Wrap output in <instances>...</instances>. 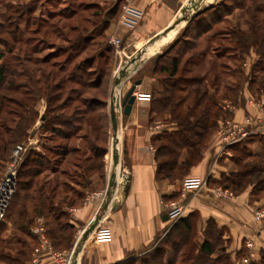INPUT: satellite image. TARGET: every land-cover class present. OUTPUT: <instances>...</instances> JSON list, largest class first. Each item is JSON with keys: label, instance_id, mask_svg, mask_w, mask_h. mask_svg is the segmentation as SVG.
Segmentation results:
<instances>
[{"label": "trees", "instance_id": "16d2710c", "mask_svg": "<svg viewBox=\"0 0 264 264\" xmlns=\"http://www.w3.org/2000/svg\"><path fill=\"white\" fill-rule=\"evenodd\" d=\"M251 1L257 4H253V7L247 10L252 13V20L247 22L248 28L236 27L230 33L232 47L237 54L228 53L225 50L215 55L217 57L231 56L235 60L242 61L254 49L259 54V58L254 63L251 77L248 80L252 85V90L262 97L264 96V23L258 19L256 13H264V1ZM228 5L227 0H224L190 20L174 42L159 59L154 61V73L163 74V76L160 79L161 89L153 91L156 95H151L150 120L153 121L162 116L166 122L173 123L172 128L161 130L152 137L156 148V177L159 182L175 183L182 180L190 169L202 160L210 138L219 125V117L228 114V111L225 112L220 105L218 106L216 94H210L211 90L208 85L193 86L190 90L189 86L194 85V82H201V79L196 76H185L187 68L185 66L180 72L182 57L185 54L191 52L186 60L188 64L194 60L199 61L211 53L208 46L197 51L199 41L200 39L211 41L216 36V34L212 37L208 36V33L213 27V21L217 23L224 19V16L220 14L222 10H226L228 14L231 12L233 4ZM241 5L236 4L234 8H241L243 6ZM35 11L34 2L28 3L25 9L18 7L17 16L20 19L24 18V28L17 25L12 29L5 27L4 22L0 23V44H4L7 48L0 50V60L6 57V52L13 51L9 39L3 36V33L14 34L15 41L17 39L20 44L19 52L14 56L16 61L14 65L11 66L6 60L0 62V160L7 159L14 147L18 144L25 145V141L39 130L40 137L44 139L49 138L51 134L53 137L59 135L66 140L76 136L86 125L88 132L82 134L81 137L87 141L93 155L91 156L99 159L100 162L96 164L97 162L93 159L95 163L76 164L78 168L84 167L81 176L86 178L76 183L82 186L92 184V180L87 178L92 169H99L100 180L103 181L104 156L108 150L109 133L106 112L108 95L107 90L104 92L101 89L107 75V68L101 64L102 62L109 64L110 58L107 53L112 44L104 40L97 44L93 41L97 36L105 39L106 32L111 26V19L105 18L101 21L97 34L86 32L71 42L70 48L75 52L90 49L91 45L99 47L93 55H87L74 65L68 74L62 75L61 70L55 71L47 66L48 57L34 56L33 43L37 38L31 29L38 19L34 14ZM118 11H120L119 4L116 2L112 8V14ZM214 14H219V16L212 19ZM13 22H11L12 26H14ZM39 28L34 29L35 33L39 31ZM17 34H19L18 37ZM180 45H186L185 49L177 51ZM31 52L34 53L31 54ZM97 60L95 77L88 78L91 72L85 70L84 67L85 65L94 67ZM70 61L71 59H67L66 64ZM237 71L241 73L242 67L238 66ZM218 79L219 76H216L213 87L217 86ZM90 89L98 91L97 94L89 95ZM225 89L223 99L238 103L243 89L242 82L228 84ZM187 91L189 92L185 93ZM7 92L13 96H9ZM190 95H193V100L184 109V104ZM43 97L47 100V107L42 123L39 129H36L35 124L39 117L37 104ZM254 141L262 144L260 152H255L250 145ZM42 147L54 154L58 158L57 162H63L73 152V149L66 144L50 148L46 147L44 142ZM233 150V161L237 168L228 174L224 173L218 183L234 193H240L249 186H253V193H260L264 190V134L249 135L241 140ZM89 159L91 160V157L87 161ZM51 161L53 160L47 152L34 147L28 150L18 172L17 191L11 204L13 202L17 204V199L21 198L19 188L25 190L24 197L29 198V191L35 185L37 177L50 168ZM57 162L51 167L53 171H58ZM39 193L40 206L43 209L41 211L47 216L54 215V220L46 222L49 237L56 246L57 242H64V248H69L74 239L73 232L68 233L69 229L72 231L74 228L69 221L70 213L66 211V207L57 208L50 197L44 195L42 188ZM77 194L78 198L81 197L82 190H77ZM163 198L167 199L168 196L163 195ZM199 219L198 213L195 212L178 219L165 230L161 238L153 242L147 253L138 257L133 256L121 264H166V256H168L167 264H239L232 259L228 251L230 239L223 237L227 228L219 226L213 218H209L203 231V239H200ZM28 230L31 232L30 228ZM216 242L220 245L218 254H216L218 250ZM245 247L244 244L237 252V258L244 259L241 250ZM249 264H264V253L259 260H252Z\"/></svg>", "mask_w": 264, "mask_h": 264}, {"label": "rangeland", "instance_id": "374dc122", "mask_svg": "<svg viewBox=\"0 0 264 264\" xmlns=\"http://www.w3.org/2000/svg\"><path fill=\"white\" fill-rule=\"evenodd\" d=\"M222 1L224 0H213L210 3H214L213 6H215L217 3ZM260 1L263 2L264 0ZM31 2L35 3L36 11L34 14L38 18L36 24H34L31 29L34 31L32 32L37 38L33 43L35 53L31 52V54L34 53V56L37 58L48 57L49 62L46 63L47 66L53 68L55 71L61 70L62 75L68 74V71L71 70L74 65L83 60L87 55H93L99 47L98 45H91L90 49H87L83 52H75L70 48L71 42L79 35L85 34L86 32H94L97 34V31H99V28L101 27V21H103L105 18H110L111 26L106 32L105 39L97 36L95 41H93L96 44L99 41L101 43L103 40L104 42H109L110 36L116 28L123 4V0H0V23L4 22L5 27H10L12 29L17 25H20L21 28H24V18H18L17 9L18 7L25 9L28 3ZM116 2H118L119 4L120 11H118L116 14H112V8L114 7V4ZM206 2L209 3V1ZM227 3L230 6L231 4H233L231 12L228 14L226 10H222L220 14L224 16V19L217 23L213 21V27L208 33V36L210 35L212 37L214 36V34H216V36H214L211 41L200 39L199 47H197V51H200L208 46V48L211 50V53L199 61L194 60L186 64V60L189 58L191 52L187 53L182 57L180 66V72H182L184 66L187 67L185 76H196L197 78L201 79V82L198 81L200 84L198 82H194V85H190V90L191 88H193V86H200L201 84L204 86L208 85L210 88L209 90H211L210 94H216V101L218 106L220 105L225 112L228 111V114L219 117V125L210 138V142H212V139L214 140L213 144L215 146H219L221 144V141H219L220 143L218 141L215 142L221 130H223V128H227L230 125L229 123L236 122L234 120V111L237 108L242 107L243 105L245 107L247 104L251 105V107L247 108L248 114L245 116V118H252L254 123L256 122V120H260L259 112H264V96L261 97L260 94L255 93L252 90V85L248 80L251 77L252 67L258 60L259 54L256 53L254 49H252L242 61L235 60L231 56L217 57L215 55V53L225 50H227L228 53L237 54L232 47L230 33L236 27H241L242 29L248 28L247 22L252 20V13H249L247 10L249 7L252 8L253 4L257 3H254V1L251 0H227ZM236 4H242L243 6L241 5V8L235 9L234 5ZM186 7H188L187 4L183 8L185 12L182 11V16H186L189 12L186 11ZM256 14L258 19L264 23V13L257 12ZM217 16H219V14H214L212 19L217 18ZM11 22H13L14 26H12ZM182 22L178 23L175 28H177ZM187 23L188 22L186 21L184 22V27ZM184 27L183 25L180 28L178 27L179 29L174 37V32L172 31L173 29L167 30V33H169L170 31L173 32L170 35L171 37L166 38L164 36L166 35V32L162 33L163 35H160L157 38L158 40L155 44L153 42L150 43V40L146 42L148 43L146 44L142 43L141 41H135L132 39L125 43V38L127 37L125 36L122 48L117 49L113 45L110 47V51L109 53H107L110 58L109 64L106 63V65L105 62H102L101 65L107 68V75L105 76L104 84L102 85L101 89L104 92H106L107 90L106 93L108 95L106 112L108 116L109 133L108 150L104 156L105 167L103 181L100 180L99 169H92L89 175H87V178H90L92 180V184H89L87 182L88 185L82 186L80 184L77 185L76 183V181L82 182V180H86V178H82L81 176L84 167L78 168L76 164L80 162H83V164H87L88 162H97L96 164H99L100 162L99 159L92 157L93 155L89 150L87 141L85 140V138L81 137L82 134H86V132H88V127L86 125L83 126V129L76 136L70 139H62L59 135L53 137L51 134L49 135V138L44 139L40 137L39 130L33 138L30 137L27 141H25V145H27L28 150L34 147L37 150L47 152V154L52 158L53 161H51L52 163L50 168L37 177L35 185L29 191V198L26 199L24 197L26 191L22 189L20 190L19 188V191L21 192V198L17 199V204L14 202L13 204H11L6 219L2 221V223H0V264H38L37 260L40 259L41 254L49 253L54 258V252H65L66 254H69L71 251H74L77 248L79 249L81 254H84V249H87L90 245H92L93 240H98L96 234H98V232H100L102 229L109 228L107 223L105 222L104 224H102L101 222L103 221L100 219L96 227L88 235L80 237L81 233L85 231L89 223L94 219L92 218V220L88 224L85 223L83 225L81 224L79 226H74L72 231L71 229H69L68 233L71 234L73 232L74 235V239L69 248H64V242H57L56 246V244H54V242L48 235V227L46 224L47 220H54V215L52 214L51 216H47L43 213V211H41L43 209L40 206L39 190L42 188L44 195L49 196L51 201L57 208H60V206H62L63 208L71 206V204L75 203L76 201H78L79 203L83 202L84 205L101 206L106 201V195L108 193V181H110V178L108 177L109 172V175H115L114 181H116V185L114 188L115 192L112 193L111 197V204H116L122 201L129 189V174L124 167L123 161L120 160V162L118 161V163H115L113 161V150L118 149L119 152L122 153V149L120 150L121 146L119 143V135L115 134L110 118L109 103L111 94L112 92H114L117 96L116 109L120 119L124 115L122 100L125 94L133 85L134 81L142 77L144 72L149 71V73H152V75L155 77L154 88L152 91H157L158 87L160 86V79L163 74L159 75L154 73V61L159 53H163L174 42L175 38ZM36 28H39V31L35 33ZM2 35L9 39V44L11 48H13V51L6 52V57L0 60V62L6 60L7 63H10V65L12 66L16 62L14 56L19 52L18 46L20 44L18 43L17 39L15 41L14 34L11 35L8 33H3ZM18 36L19 34H17V37ZM144 45H148L146 58L143 60V56L138 61V63L131 65L129 76L125 78L120 85L116 86L115 82L119 78L120 70H122V68L133 56H136L142 52V47ZM185 46L186 45H180V47L176 50L181 51L183 50V48L185 49ZM6 49L7 48L4 44H0V50ZM69 56H71V58H69ZM67 59H71L70 63L68 64H66ZM97 62L98 60L96 61V63H94V67L85 65L84 69L89 70L88 72H91V75H89L88 78L95 77V66ZM238 66L242 67V74L237 71ZM216 76H219V79L217 81V86H214L217 89L215 91V88L212 86V84L213 82L215 83ZM205 77L206 79L204 80ZM238 81L242 82L243 84V89L238 98V103L223 99V94L226 92L225 86H227L228 84H235V82ZM73 85L75 86V84ZM89 92V95H93L97 94L98 91L90 89ZM188 92L189 91L185 93ZM4 93L6 94V92ZM7 93L9 94V96H13L11 95V93ZM147 94H149L150 97L151 95H156V93L154 92ZM192 100L193 95H190L183 108L186 109L187 106L191 104ZM149 101L151 102V98ZM12 107H15V105H12ZM46 107L47 100L43 97L37 104L39 117L35 124L36 129H39L42 123V117L45 113ZM151 123L154 128L159 126L158 129L155 130H164L168 128L170 129L173 127V123L171 121L166 122L162 116L155 118V120L151 121ZM261 126L264 125L257 124L254 127ZM250 128L251 126H249V129ZM256 133H264V130L260 129ZM44 142L46 143V147L50 148H55L57 145L66 144L70 149H73V152L70 153L67 158L63 160V162H57L56 160H58V158L54 154L46 151V148L42 147V143ZM252 144L253 150L255 152H260L262 150V144H260L259 142L254 141ZM16 147H14L10 151L7 159L0 160V181L6 171L8 163L13 156ZM90 157L91 160L89 159V161H87ZM93 159L95 160V162L93 161ZM56 162L58 163L56 165L58 171H53L51 167H53ZM234 166L235 168H237L236 164L233 165V167ZM77 190H82L83 192V195L79 198L77 196ZM258 194L264 198V190H262ZM71 217L72 216L70 214L69 221L71 220ZM40 227H43L45 230V238H43L38 233H35V229ZM168 227L169 226H167L166 229ZM29 228L31 229L32 233L28 230ZM262 229H264V225L262 226ZM93 236L94 239L92 240ZM159 238L161 237L158 236L156 239L158 240ZM156 239L154 241H156ZM262 241L263 243L261 244H258L255 241V252L253 257L250 256V249L246 246L245 249L241 250L242 254H244V259L237 258L238 254H236L235 262H238L239 264H246L245 260L249 257V262L252 260H259L261 255L264 253L263 237ZM215 245L217 249L220 246L217 242L215 243ZM229 245L230 240L228 243V247H230ZM218 253H220L219 249L217 250L216 254ZM167 258L168 256H166V264Z\"/></svg>", "mask_w": 264, "mask_h": 264}, {"label": "crops", "instance_id": "0c3cea01", "mask_svg": "<svg viewBox=\"0 0 264 264\" xmlns=\"http://www.w3.org/2000/svg\"><path fill=\"white\" fill-rule=\"evenodd\" d=\"M192 1L194 0H136L131 8L141 19L136 28L126 34L125 43L130 39L146 43L155 36L163 35L182 16L185 5H190ZM182 25L184 27V22L178 27ZM178 27L172 30L173 37ZM173 32L165 33L164 36L171 37ZM140 79L143 81L136 88L137 99L132 111L119 119L118 127L120 150L122 149L119 162L123 161L129 174V189L122 201L111 204L101 218V223L106 222L109 228L96 234L98 240H93V236L92 247L85 248L84 254L79 252V264H121L133 256H142L148 252L154 240L164 234L167 226L194 212L200 217V239H203V231L209 218L227 228L223 237L230 239L228 251L233 260L248 239H254L258 244L263 243L264 223L256 222L253 214L256 208L264 205V198L253 193V186L234 193L218 183L224 173L236 170L233 167V148L246 137L229 145L222 142L219 146H215L212 139L202 160L182 180L175 183L159 182L156 177V148L152 137L161 130H155L156 127L150 121L151 102L139 97L142 93L153 92L155 77L147 71ZM248 107L251 105H243L234 111L236 122H244ZM259 119L255 125H264V112H259ZM261 129L264 130V126ZM36 134H32L31 138ZM217 141L219 142L216 139L215 142ZM108 177H111L109 172ZM163 195L168 198H163ZM175 203L185 208L184 214L178 219L168 215L171 205ZM99 208V205H84L83 202L76 201L65 209L72 216L70 223L79 226L88 224ZM82 234L83 232L81 236ZM37 263L55 264V261L53 256L46 253L41 254Z\"/></svg>", "mask_w": 264, "mask_h": 264}, {"label": "built area", "instance_id": "2783aa9c", "mask_svg": "<svg viewBox=\"0 0 264 264\" xmlns=\"http://www.w3.org/2000/svg\"><path fill=\"white\" fill-rule=\"evenodd\" d=\"M136 2V0H123V4L121 7V14L117 21L116 28L114 32L111 34L109 43L112 44L115 48L120 49L123 46L124 37L129 32L133 31L138 25L141 17L134 13L132 10V5ZM139 97L150 100V95L147 93H142ZM230 125L227 128H223L221 132L218 134L217 140L223 142V144H233L238 142L244 137H247L251 134L259 131L261 127H254L255 123L253 119L250 117H246L244 122L238 123H229ZM251 126V128H247ZM159 126L156 127L158 129ZM27 145L19 144L15 150L14 154L11 157L6 171L0 181V222L6 219L10 204L12 199L17 191L18 186V172L22 161L27 153ZM205 184L203 182L202 186ZM106 195V191H105ZM184 206L179 204H172L171 208L168 212V215L173 219H178L184 214ZM254 220L258 223L264 222V206H260L254 210ZM45 230L43 227L36 228L35 233H38L43 238H45L44 234ZM247 248L250 249V256H254V247L255 240L248 239L246 241ZM73 251L69 254L65 252H54V258L56 264H71ZM249 258H247L246 264L249 263Z\"/></svg>", "mask_w": 264, "mask_h": 264}, {"label": "water", "instance_id": "95a60500", "mask_svg": "<svg viewBox=\"0 0 264 264\" xmlns=\"http://www.w3.org/2000/svg\"><path fill=\"white\" fill-rule=\"evenodd\" d=\"M214 5V3H204V0H194L191 2L190 5H188V7H186V11H189L188 14L186 16H181L179 18V20L174 23L170 28H168V30H172L174 29L178 23L182 22V21H186L189 22L190 20H192L193 18L197 17L198 15H200L201 13L205 12L206 10H208L209 8H211ZM185 12V11H184ZM183 12V13H184ZM167 33V30H166ZM159 36H155L153 37L149 42H153L155 41ZM162 55V52L158 54L157 59H159V57ZM142 54L139 53L136 56H133L128 63L122 68V70H120L119 72V78L116 80L115 85L118 86L122 83V81L127 78L130 74L129 70H130V66L138 63V61L141 59ZM142 79H136L133 83V85L130 87V89L127 91V93L125 94L123 100H122V106H123V114L124 115H128L131 113L132 111V107L137 99V94L135 93L137 86H139L142 83ZM116 101H117V96L114 92H112L111 94V99H110V118H111V122H112V126H113V130L116 133L118 131V127H119V115L116 109ZM43 119V117H42ZM120 158V152L118 149H114L113 150V161L115 163H117L119 161ZM114 177L115 175H111L110 177V181H109V186H108V193L106 195V201L101 205V207L99 208V211L97 212V214L95 215L94 219L89 223L88 227L85 229V231L83 232L81 237H84L85 235H88L98 224V222L100 221V219L104 216V213L108 210V208L111 205V197H112V193L115 192V185H116V181H114ZM167 217V216H165ZM79 249L77 248L76 250L73 251V255H72V261L71 264H78V254H79Z\"/></svg>", "mask_w": 264, "mask_h": 264}, {"label": "bare ground", "instance_id": "6f19581e", "mask_svg": "<svg viewBox=\"0 0 264 264\" xmlns=\"http://www.w3.org/2000/svg\"><path fill=\"white\" fill-rule=\"evenodd\" d=\"M207 1H210V0H207ZM183 22H185V21H183ZM176 29V28H175ZM174 30V29H173ZM156 42H157V40H156ZM156 42H154V44L156 43ZM159 48V47H158ZM157 48V49H158ZM142 57L144 56V58H143V60L146 58V51H147V49H148V45H144L143 47H142ZM156 51V50H155ZM154 51V52H155ZM115 134H118V131L115 133ZM101 207V206H100Z\"/></svg>", "mask_w": 264, "mask_h": 264}]
</instances>
